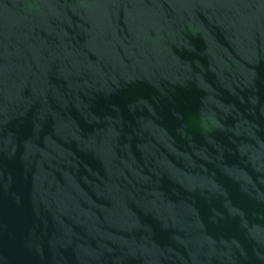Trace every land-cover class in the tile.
I'll return each mask as SVG.
<instances>
[{
	"label": "water",
	"instance_id": "obj_1",
	"mask_svg": "<svg viewBox=\"0 0 264 264\" xmlns=\"http://www.w3.org/2000/svg\"><path fill=\"white\" fill-rule=\"evenodd\" d=\"M0 264H264V0H0Z\"/></svg>",
	"mask_w": 264,
	"mask_h": 264
}]
</instances>
